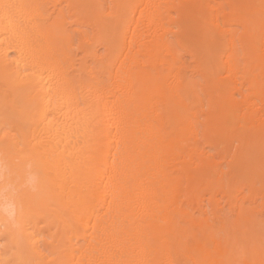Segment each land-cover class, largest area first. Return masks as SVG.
<instances>
[{
  "label": "bare ground",
  "instance_id": "obj_1",
  "mask_svg": "<svg viewBox=\"0 0 264 264\" xmlns=\"http://www.w3.org/2000/svg\"><path fill=\"white\" fill-rule=\"evenodd\" d=\"M5 198L0 264H264V0H0Z\"/></svg>",
  "mask_w": 264,
  "mask_h": 264
},
{
  "label": "clouds",
  "instance_id": "obj_2",
  "mask_svg": "<svg viewBox=\"0 0 264 264\" xmlns=\"http://www.w3.org/2000/svg\"><path fill=\"white\" fill-rule=\"evenodd\" d=\"M38 180V176L36 174H30L29 176V184L30 186H34L35 183ZM5 191H7V189H5ZM12 211V205L11 203L7 200V198H5L3 204H0V212H3L5 215H10Z\"/></svg>",
  "mask_w": 264,
  "mask_h": 264
},
{
  "label": "snow or ice",
  "instance_id": "obj_3",
  "mask_svg": "<svg viewBox=\"0 0 264 264\" xmlns=\"http://www.w3.org/2000/svg\"><path fill=\"white\" fill-rule=\"evenodd\" d=\"M11 215H12V217H14V215H15V212L13 211Z\"/></svg>",
  "mask_w": 264,
  "mask_h": 264
}]
</instances>
